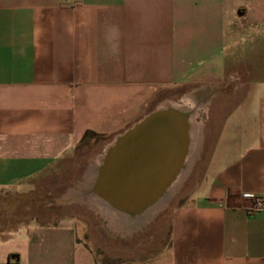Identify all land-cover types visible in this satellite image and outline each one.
<instances>
[{"label": "crops", "instance_id": "1", "mask_svg": "<svg viewBox=\"0 0 264 264\" xmlns=\"http://www.w3.org/2000/svg\"><path fill=\"white\" fill-rule=\"evenodd\" d=\"M202 90L229 107L148 264H264V0H0V264H98L34 178Z\"/></svg>", "mask_w": 264, "mask_h": 264}, {"label": "water", "instance_id": "2", "mask_svg": "<svg viewBox=\"0 0 264 264\" xmlns=\"http://www.w3.org/2000/svg\"><path fill=\"white\" fill-rule=\"evenodd\" d=\"M190 118L186 109L164 104L128 127L104 149L89 194L131 220L159 206L185 168Z\"/></svg>", "mask_w": 264, "mask_h": 264}, {"label": "rangeland", "instance_id": "3", "mask_svg": "<svg viewBox=\"0 0 264 264\" xmlns=\"http://www.w3.org/2000/svg\"><path fill=\"white\" fill-rule=\"evenodd\" d=\"M221 92L227 94L228 91ZM184 98L181 97L171 102L183 104ZM227 101L221 106L207 103V113H202L200 115H204L198 117V120L202 121L201 138H203L199 151L201 156H198L191 167L184 180L185 183L183 182L178 189L179 192L171 196L153 216L138 227L119 230L109 223L108 219L96 208L82 202L67 200L69 193L77 190L79 183L83 182L89 164L97 159L101 149L97 142L78 145L75 153L61 159L57 171H45L34 178L33 184L35 185L32 187H36L37 194H33L32 198L36 200L37 208L39 205H44V202L52 203L51 196H48L47 192L53 188L54 211L57 209L61 219L69 218L73 225L81 231V236L89 244L98 264L151 263L169 244L170 213L175 206L184 201L196 177L202 173L213 126L218 124L217 119L221 111L228 109L230 101Z\"/></svg>", "mask_w": 264, "mask_h": 264}, {"label": "bare ground", "instance_id": "4", "mask_svg": "<svg viewBox=\"0 0 264 264\" xmlns=\"http://www.w3.org/2000/svg\"><path fill=\"white\" fill-rule=\"evenodd\" d=\"M211 92L208 90L205 91H198L191 94H188L184 98L183 104H176L174 102H167L164 104H171L176 105L179 107H182L190 112V121H191V130H190V149L189 153L187 155L186 161H185V168L182 170V172L177 176L176 180L173 182L171 187L169 188L167 198L159 204V206L151 209L148 213H146L143 217L137 218V219H128L126 217H122L112 211H110L105 205H103L101 202H99L97 199L92 197L88 192V187L90 185V182L93 177L94 167L99 163L100 157L99 156L94 163L89 164L83 182L79 183L80 186H77V190L71 191L67 197L68 201H77L82 202L86 205L92 206L99 210L111 223L112 225H115L119 230H124L131 227H138L139 225L143 224L145 220H147L149 217L153 216L156 210L160 208V206L164 205L171 196H173L177 191L179 192V188L181 187L184 180L187 178V175L189 174V171L195 161L198 159L199 151L201 148V128H202V121L198 120V117L202 113H207V103L209 101V96ZM215 98V97H214ZM180 99V98H179ZM163 104V105H164ZM209 109V108H208ZM203 114V115H204ZM200 115V116H203ZM205 118V117H204ZM195 145V149H194ZM199 161V160H198ZM185 183V182H184ZM184 185V184H183ZM71 203V202H70ZM76 203V202H75ZM85 205V206H86ZM146 225V224H145ZM148 225V224H147ZM114 226V228H116ZM114 231V230H113ZM123 233V232H122Z\"/></svg>", "mask_w": 264, "mask_h": 264}, {"label": "built area", "instance_id": "5", "mask_svg": "<svg viewBox=\"0 0 264 264\" xmlns=\"http://www.w3.org/2000/svg\"><path fill=\"white\" fill-rule=\"evenodd\" d=\"M246 198H251L253 200V204L250 208L251 211L259 210L264 208V195L261 197H252L249 195H245Z\"/></svg>", "mask_w": 264, "mask_h": 264}]
</instances>
